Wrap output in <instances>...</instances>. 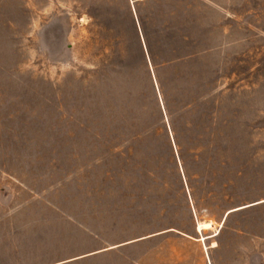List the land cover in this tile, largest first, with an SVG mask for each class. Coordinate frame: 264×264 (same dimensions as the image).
<instances>
[{
    "label": "rangeland",
    "instance_id": "374dc122",
    "mask_svg": "<svg viewBox=\"0 0 264 264\" xmlns=\"http://www.w3.org/2000/svg\"><path fill=\"white\" fill-rule=\"evenodd\" d=\"M0 264H264V0H0Z\"/></svg>",
    "mask_w": 264,
    "mask_h": 264
},
{
    "label": "bare ground",
    "instance_id": "6f19581e",
    "mask_svg": "<svg viewBox=\"0 0 264 264\" xmlns=\"http://www.w3.org/2000/svg\"><path fill=\"white\" fill-rule=\"evenodd\" d=\"M205 222V221H204ZM203 225V223L199 222L197 229L200 230L201 226Z\"/></svg>",
    "mask_w": 264,
    "mask_h": 264
},
{
    "label": "crops",
    "instance_id": "0c3cea01",
    "mask_svg": "<svg viewBox=\"0 0 264 264\" xmlns=\"http://www.w3.org/2000/svg\"><path fill=\"white\" fill-rule=\"evenodd\" d=\"M237 208H233V209H229L228 211H227V213H229V212H231V211H234V210H236ZM223 219H224V217H223ZM222 219V220H223Z\"/></svg>",
    "mask_w": 264,
    "mask_h": 264
}]
</instances>
